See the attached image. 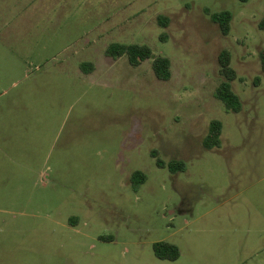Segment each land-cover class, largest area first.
<instances>
[{
    "label": "rangeland",
    "instance_id": "obj_1",
    "mask_svg": "<svg viewBox=\"0 0 264 264\" xmlns=\"http://www.w3.org/2000/svg\"><path fill=\"white\" fill-rule=\"evenodd\" d=\"M223 50L239 112L217 95ZM262 51L264 0H0V264H264Z\"/></svg>",
    "mask_w": 264,
    "mask_h": 264
},
{
    "label": "trees",
    "instance_id": "obj_2",
    "mask_svg": "<svg viewBox=\"0 0 264 264\" xmlns=\"http://www.w3.org/2000/svg\"><path fill=\"white\" fill-rule=\"evenodd\" d=\"M212 19L216 24L219 25L223 34L228 35L230 33L231 22L233 19L232 13L228 11L217 13L212 16ZM160 21L162 24H167L166 19L160 18ZM107 54L113 58L127 56L130 65L133 67H138L147 60H153L152 68L159 80L169 81L172 78L171 60L165 56H154L152 49L148 46H141L137 44H115L108 49ZM260 57L264 71V51L260 53ZM219 64L221 67L223 81L217 88V95L225 103L227 108L233 112H239L242 109V101L233 90V82L237 79V73L232 67V56L230 51H221L219 55ZM222 132L223 123L220 120L212 121L208 134L204 140V146L208 149L217 147L221 142ZM155 157L158 156L156 155ZM157 163L160 167L165 165V163L159 157ZM183 167V161L175 160L170 163L171 170L175 172L182 170ZM145 178V175L139 171L135 172L133 175V181L135 183H143ZM153 249L155 256L160 260L175 261L181 255L179 247L169 242L155 243Z\"/></svg>",
    "mask_w": 264,
    "mask_h": 264
}]
</instances>
